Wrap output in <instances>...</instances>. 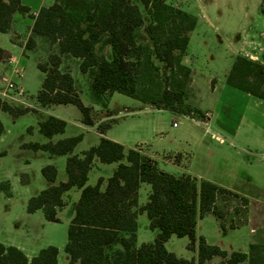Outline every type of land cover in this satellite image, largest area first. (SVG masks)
Returning a JSON list of instances; mask_svg holds the SVG:
<instances>
[{"label":"trees","instance_id":"16d2710c","mask_svg":"<svg viewBox=\"0 0 264 264\" xmlns=\"http://www.w3.org/2000/svg\"><path fill=\"white\" fill-rule=\"evenodd\" d=\"M140 1L149 16L147 24L139 6L131 0H54L51 5L39 8L26 48H34L37 38L58 48L57 53L49 52L45 61L37 63L45 74L36 96L39 106L74 104L82 114V122L94 124L91 108L82 103L73 77L69 71L59 69V53H65L81 59L82 72L91 71L92 93L97 100L105 92L116 91L175 114L186 115L192 111L185 103L190 68L181 63V57L197 17L165 0ZM28 10L21 0H0V31L10 28L15 12ZM142 26L150 44L136 36V30ZM97 44L110 47V59L96 52ZM5 56L6 52L0 48V60ZM159 63L167 67V73L161 72ZM226 83L264 100V62L235 55ZM0 110L16 116L32 109L10 105L0 98ZM65 125L64 120L55 116L38 122L40 133L48 138L62 133ZM108 126L109 123H102L97 128L103 133ZM81 138L79 134L24 146L49 154H68ZM94 157L103 163H117L103 188L102 177L94 185L87 184ZM56 172L51 164L41 169L51 183L56 179ZM65 172V181L51 184L29 197L26 211L41 210L47 221L58 222L57 209L64 205L62 194L73 186L80 189L67 227L64 251L69 260L66 264H195L194 258L178 257L166 249L164 243L171 235L187 236L189 250H194L197 243L198 264L213 256L222 258L220 264H264V242L251 243L247 252L227 253L195 233L196 219L204 214L213 215L223 233L236 227L232 219L226 224L224 217L229 203L236 202L233 213H242L246 218V196L190 174L175 176L160 170L153 160L137 150L124 151L120 143L105 137L82 151L81 156H67ZM27 180V175L22 174V183ZM141 182L150 185V192L145 204L138 206ZM0 189L8 193V185L0 183ZM139 212L146 213L149 227L158 232L152 242L137 245ZM57 256L58 249L53 245L39 249L29 258L17 246L0 242V264H58Z\"/></svg>","mask_w":264,"mask_h":264},{"label":"crops","instance_id":"0c3cea01","mask_svg":"<svg viewBox=\"0 0 264 264\" xmlns=\"http://www.w3.org/2000/svg\"><path fill=\"white\" fill-rule=\"evenodd\" d=\"M53 1L54 0H21V4L27 6L29 10L27 12H15L12 16L10 28L6 32L0 31V48L6 52V56L2 60H0V98L13 106L31 108L32 110L27 111L23 114L16 116H13L11 114L10 115L14 118H17L26 113L33 112L38 116L37 127H38V122L45 120L48 116H55L57 118L64 120L63 117L50 112L52 106L74 105L70 103L50 104L41 107L39 106V103L36 98L38 91L41 89L45 74L42 71H40V69L37 67V63L40 62L39 59L41 58L40 55H38L36 52L37 39H36V46L31 49L26 48V42L28 37L31 35L32 25H33L34 17L37 14V11L42 6L51 5ZM131 1L132 3L137 4L139 6L142 12L144 24H147L149 21V16L146 13L144 7H141L140 3H138L137 0L136 2L133 0ZM165 1L175 7L181 8L191 14H194L197 17L196 25L189 34V42L186 52L181 57V63L190 68L188 83L186 85L185 103L192 108V111L186 115L175 114L172 112L171 113L174 115L183 116L185 119H188L190 122H192L193 127L202 126L204 128V133L202 135H199L198 133H195L192 130L190 131L185 130L182 132L179 131L177 135H174L173 138L169 140L168 144L163 145V142L167 143L165 141L166 135H162L163 130L159 126L153 124L154 122L152 121L156 118L158 114L168 110L159 108L154 104L143 103L135 99L137 100V102L141 103V105L138 104L135 105V109L137 110L123 108L122 115H128L130 117L142 116L148 119V121L150 119L151 121L150 132L152 133V137L148 139L137 138V140L133 142L134 144H131L129 138L133 136H137L136 133L134 134L130 133L129 135L127 134L119 137L113 136L110 134L109 129L111 125L113 123H116L118 120L116 117L115 118L111 117V111L109 106H110V98L113 96V94L116 91L105 92L106 94L104 93L101 95V98H103L102 96H106L103 106L101 100L100 99L97 100L93 96L92 88H91V81H92L91 71L88 70L86 72H82L79 68L81 62L80 58L65 53H59L61 57L59 69L60 71H69V73L73 77L74 88L79 97L83 89L89 91L90 93V98L93 104L88 107L91 108V114L94 120V124L87 125L83 123L82 114L80 117V124L86 130L89 129L95 130L94 131L95 138L92 146L96 145L99 142L100 137H105L107 139L120 143L123 146L124 151H127L128 149L137 150L142 156L148 157L151 160H153L156 163L158 169L160 170L166 171L175 176H180L182 174H190L192 176L197 177L198 179L209 180L219 186L235 191L240 195L246 196L248 198L246 223L240 227L229 228L226 230L225 233L222 232L225 238L231 236L230 242L232 243L234 248L232 247L231 249H227L222 245H220V248L225 250L227 253H230L232 251L247 252L248 247L251 243L264 242V201L261 200L260 198L248 194V192H246L244 188L241 187L242 186L241 184L235 182L237 179L236 178L237 174L234 172V169L232 168V163H231L232 155L230 153V149L238 145L237 143L239 142L245 144L246 146L252 144L255 148H257L256 150L261 151L260 154L261 159L264 158V136L261 137L258 129L257 128L254 129V123H253V119L257 116V113H260L261 117L263 118V120L261 121V125L264 134V100L259 99L248 93H244L238 90L237 88L228 85L226 83V76L230 70L235 55L237 54L248 55L247 52H241L240 50L243 49L245 51V48L251 47L253 45V42L260 43L259 37H257L253 33L248 34V31L243 26L247 25L248 22L247 20L250 17L251 13H253V11L257 12L260 8L264 7V1L263 0H165ZM197 33L200 34L201 40L213 39L214 36L220 38L222 35H224V37L226 35L225 38H227V35H230L232 37V35L236 33L237 38L235 40L234 39L229 40L231 50L235 54L232 55L230 54L231 63L228 70L224 74L223 78L219 79L212 73L203 74L201 72V69L198 68L197 57L196 55H194L193 52L194 50L192 49V42ZM136 36L139 37V39L142 42H146L148 44L151 43L146 33L144 32L143 26L136 30ZM260 36L262 39H264V31L260 32ZM48 47H50L48 49V52H54V53L58 52V48L55 44L50 45ZM96 52L98 54L102 53L106 59H110L111 50L108 45L100 47L97 44ZM43 57L46 59L45 56ZM23 58H25L27 62H33V64L36 65L37 70L41 73V78L38 81L39 86L35 94L33 95L29 94L26 88H23L26 86L25 78L27 77L25 68L22 64ZM9 61L11 63H9ZM14 63L21 65L23 68V71L20 76L15 75L13 73L12 65ZM166 68L167 67L161 63L160 69L161 70L165 69V72L162 71L163 73H167ZM10 81L15 83L16 85V88L14 90L7 88V83ZM85 84L86 86H84ZM188 87H190V91L187 90ZM15 90L19 92L17 93ZM239 102L241 107V113L235 122V127L233 128V130L227 132L222 126L220 127L214 125L215 123L212 122L213 119L218 120L219 118H221L223 108L227 107L231 109V106L236 105V103ZM206 111L210 113L208 118L204 117V113ZM139 120L140 119H133L131 120V122L135 123L138 122ZM171 121H172L171 130H174L179 127V124L174 121V118H172ZM65 123L67 125L66 121ZM102 123H109V126L106 128V130L103 133H101L97 128V126ZM173 123H176V125L174 126ZM66 125L62 133L55 134L51 138H48L41 133L46 138L45 141H41V140L29 141L23 143L21 147L26 149L29 148L24 146V144L26 143H32V142L45 143L49 140L55 142L60 138H64L63 134L66 130ZM30 128L31 130L28 132H31L33 130L32 127ZM253 129L255 131L254 136H247V134L251 133ZM2 130L0 132V142L3 141L5 136ZM207 136H209V139H207ZM66 137H70V136H66ZM149 139H151V142ZM81 140L78 142V144L81 142ZM78 144L74 147L72 152L68 154H49L44 150H39V149L34 150L32 148H29L33 150L35 153L43 152L46 153L47 155V158L39 163L40 173L42 167L48 164L54 165L57 171L56 179L53 183L48 182L41 173V177L43 179H41V177H38V182L40 183L41 190L48 187L51 184H57L67 179V175L65 172L66 158L67 156L72 154H78L81 156V153H77L76 151ZM241 150L244 152H248L251 156L253 154L257 155L258 153V152L254 153L251 149L243 148ZM236 152L237 154H241L240 150H237ZM106 164L112 166L111 168L112 170H114L117 165L116 162L103 163L97 157H94L91 168L88 172V179H89L90 172L94 167L96 168V176L98 178L99 177L103 178V182L101 184L102 188L105 185V178L100 175V172L104 169V166ZM27 165H31V162H29L28 160H27ZM63 169L65 173V180H60L59 175ZM22 174L27 175L28 180L26 183H22L21 181ZM251 180H252L251 176L247 175V177L243 178V183L251 184L250 183ZM19 181L22 186L28 187L30 185L29 173L21 172L19 174ZM0 183L4 185H8V193L4 189H0V191H2L7 197L12 196L13 182L7 179L0 181ZM144 183L146 182H141L138 188V192H137L138 206H142L147 201V199L144 202L140 201L139 196H140L141 188H144V191L148 190L147 198L150 192V185L146 183L149 185V187H143ZM73 192L76 194L78 193L80 194V189L73 186L62 194L64 205L61 208L57 209L56 212L57 217L58 214L65 207L68 206V197ZM140 213L142 212H139L136 218L137 230H138V216ZM209 216H212L215 219L216 224L220 227L219 221L213 215L211 214H204L202 216L198 215L196 219L195 233L197 237L203 236L205 240L209 244H211L208 235L203 230L204 223L206 222L205 220H207ZM148 225H149V221H148ZM137 230H136V238H137ZM4 244H10V243H4ZM14 246H17L18 248L22 249L23 252L29 258L34 255L31 253V251L30 253H27L26 250H24V247L21 245H14ZM194 250L196 251V255H197V243H195ZM196 255L193 256V258L195 259V264H198L196 261ZM216 257L219 256H213L210 260L206 261L203 264H207V263L219 264L220 260H218Z\"/></svg>","mask_w":264,"mask_h":264},{"label":"rangeland","instance_id":"374dc122","mask_svg":"<svg viewBox=\"0 0 264 264\" xmlns=\"http://www.w3.org/2000/svg\"><path fill=\"white\" fill-rule=\"evenodd\" d=\"M136 2V0H133ZM141 5V1L137 0ZM247 25H242L248 34H255L259 37L260 43L253 42V45L249 48L242 49L241 52H247L248 56L254 60L264 62V39L261 38L260 32L264 31V7L260 8L257 12L251 13L247 20ZM200 34L197 33L193 42L192 49L194 55L197 57V66L201 69L203 74L212 73L219 79L223 78L224 74L228 70L231 57L230 54H235L231 50L229 40H235L237 38L236 33L232 35H222L220 38L214 36L213 39H200ZM48 42L41 38H37L36 52L40 55V62L45 61L48 55V49L50 47ZM111 58V53H110ZM32 61V60H31ZM22 64L27 74L26 88L29 94H35L41 78V73L37 70L36 65L33 62H27L25 58L22 59ZM161 65V63H159ZM167 69V68H166ZM165 72L161 70V72ZM86 86V84L84 85ZM190 91V87L187 88ZM13 93V91H12ZM106 94V93H105ZM108 96V95H107ZM100 97L101 103H104L106 96ZM80 98L85 106H91L92 100L90 98L89 91L82 90ZM141 105L137 100L128 96L115 92L110 98V111L111 117H116L117 122L113 123L109 129V132L113 136H122L136 133L137 136L129 138L131 144H134L137 138H151L150 132V119L144 117H130L128 115H122L123 108L135 109V105ZM104 106V104H103ZM102 108V107H101ZM103 109V108H102ZM51 113H55L64 118L67 122L66 130L63 137L82 135V140L77 146V153H82L90 146H92L95 138V130H86L80 124L81 112L75 105H54L52 106ZM241 107L240 102L231 106V109L225 107L222 109L221 118L214 120V125L222 126L227 132L233 130L235 122L240 116ZM46 115V114H45ZM38 116L29 112L21 115L17 118L12 117L8 112L0 111V122L2 125V132L5 134L4 139L0 142V181L9 179L13 182L12 196L7 197L0 191V242L10 243L13 245H21L24 247L27 253L35 254L39 249L53 245L58 249V264H66L69 260L68 255L64 251V246L67 240V227L74 212L76 202L79 198V193H71L68 197V206L65 207L59 214L58 222L47 221L41 210L34 213H28L26 211L27 200L30 196L36 194L41 189L38 177H41L39 163L47 158L46 153H35L29 148H22L21 145L25 142L41 140L45 141L46 138L38 131L37 127ZM172 118L179 124V127L171 130ZM133 119H140L138 122H131ZM263 118L260 113L253 119L254 129H258L261 137L264 136L261 121ZM153 124L159 126L163 130L162 135H166L163 145L168 144L169 140L177 135L179 131L192 130L199 135L204 133V128L201 126H192V122L185 119L183 116L174 115L171 112L165 111L156 116L152 121ZM32 127V131L28 132L27 128ZM254 129L247 136H254ZM93 138V139H92ZM209 139V136H207ZM151 142V139H149ZM149 142V141H148ZM155 142V139H154ZM234 148L230 149L232 155L231 163L234 172L237 174L236 183L241 184L242 188L248 194L260 198L264 201V158L261 159V151L256 150L252 144L246 146L239 142ZM251 149L254 153L252 156L248 152H244L241 149ZM237 150L241 151V154H237ZM4 152V153H3ZM27 160L31 162V165H27ZM112 166L106 164L104 169L100 172V175L105 180L112 174ZM21 172H27L30 175V185L28 187L22 186L19 181V174ZM251 176V184L243 183V178ZM41 179H43L41 177ZM60 180H65L64 169L59 175ZM96 168L94 167L89 174L87 184L94 185L97 182ZM244 184V185H243ZM143 187H149L144 183ZM147 191L144 188L140 190V201L144 202L147 199ZM237 206L236 202L229 203V208L224 219L226 224H236V227L243 226L246 223V218H243V214H234L233 207ZM247 214V213H246ZM232 216V218H231ZM204 223V232L208 235L211 244L220 245L231 249L233 247L230 242L231 236L224 237L221 228L216 224L215 219L209 216ZM235 228V227H234ZM229 229V228H228ZM157 230L151 229L148 225V218L145 212H142L138 216V230H137V244L143 242H151L156 237ZM189 240L187 236L178 237L175 235L165 242L167 250L174 252L176 256L191 259L196 255L195 250H189L187 248ZM234 248V247H233ZM219 262L222 261L221 257H216ZM220 264V263H219Z\"/></svg>","mask_w":264,"mask_h":264},{"label":"built area","instance_id":"2783aa9c","mask_svg":"<svg viewBox=\"0 0 264 264\" xmlns=\"http://www.w3.org/2000/svg\"><path fill=\"white\" fill-rule=\"evenodd\" d=\"M9 63H11L10 61H9ZM13 67V73L15 74V75H18V76H20L21 75V73H22V71H23V68H22V66L21 65H18V64H13L12 65ZM7 88H9V89H12V90H14L15 88H16V85H15V83H13L12 81H10V82H8L7 83ZM17 93L19 92V91H17V90H15ZM209 112L208 111H206L205 113H204V117L205 118H208L209 117ZM173 125L175 126L176 125V123H173Z\"/></svg>","mask_w":264,"mask_h":264}]
</instances>
